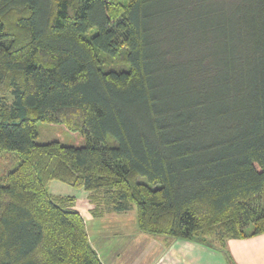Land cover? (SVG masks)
<instances>
[{"label":"trees","instance_id":"1","mask_svg":"<svg viewBox=\"0 0 264 264\" xmlns=\"http://www.w3.org/2000/svg\"><path fill=\"white\" fill-rule=\"evenodd\" d=\"M4 151L0 264H104L53 180L153 235L264 233V0H0Z\"/></svg>","mask_w":264,"mask_h":264},{"label":"crops","instance_id":"2","mask_svg":"<svg viewBox=\"0 0 264 264\" xmlns=\"http://www.w3.org/2000/svg\"><path fill=\"white\" fill-rule=\"evenodd\" d=\"M74 195L75 207L84 215L90 241L104 264H230L227 253L236 264H264V233L231 238L223 251L194 240L144 232L135 208L96 216L88 192Z\"/></svg>","mask_w":264,"mask_h":264},{"label":"rangeland","instance_id":"3","mask_svg":"<svg viewBox=\"0 0 264 264\" xmlns=\"http://www.w3.org/2000/svg\"><path fill=\"white\" fill-rule=\"evenodd\" d=\"M38 142L59 141L64 144H78V134L68 129L62 123H48L43 121L37 122ZM17 156L10 151L0 153V176L2 177L5 169L14 168L17 164ZM50 191L54 195L81 194L84 189L75 188L67 183L59 180L51 181L49 185Z\"/></svg>","mask_w":264,"mask_h":264}]
</instances>
